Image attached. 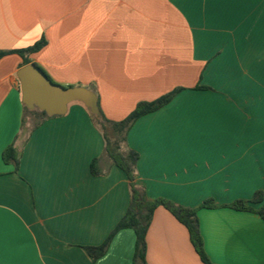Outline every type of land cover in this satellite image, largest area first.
<instances>
[{
  "label": "crops",
  "instance_id": "1",
  "mask_svg": "<svg viewBox=\"0 0 264 264\" xmlns=\"http://www.w3.org/2000/svg\"><path fill=\"white\" fill-rule=\"evenodd\" d=\"M42 38L31 63L54 83L95 92L110 121L180 89L127 133L149 198L199 208L264 193V0H0V50ZM23 66L18 54L0 60V264H133L132 229L96 261L85 249L126 214V174L107 160L92 174L105 140L82 102L25 140ZM11 144L21 151L18 171L3 161ZM197 215L213 264H264L258 214L217 207ZM147 263L205 264L163 207L147 233Z\"/></svg>",
  "mask_w": 264,
  "mask_h": 264
},
{
  "label": "trees",
  "instance_id": "2",
  "mask_svg": "<svg viewBox=\"0 0 264 264\" xmlns=\"http://www.w3.org/2000/svg\"><path fill=\"white\" fill-rule=\"evenodd\" d=\"M46 45V40L42 38L34 45L20 50L3 51L0 50V60L8 54H18L23 59V65L31 63L29 56L40 51ZM204 88V87H199ZM180 89L166 94L153 101L140 102L135 110L124 120L113 122L108 120L103 114L96 116L87 108L93 120L103 133L105 140V149L100 158L93 160L91 164L92 174L99 176L103 174L100 170V163L107 160L110 165H115L122 169L129 180L131 200L129 208L123 218L117 223L107 239L99 246H86L88 254L94 261L103 257L115 237L123 229H132L136 235L135 252L133 264L147 263V233L151 225L154 213L159 207L168 210L175 218L181 222L188 230L190 240L205 264H213L204 249V241L200 230L198 219L199 208H217L228 207L238 211H247L258 214L264 220V193L259 191L255 193L251 200H237L230 204L218 205L213 199L205 200L199 208H190L176 204L165 198L151 199L143 186L136 182L137 166L139 154L127 147V133L132 124L140 117L154 112L168 104ZM25 117L23 119V130L28 140L30 134L42 125V123L51 117L46 112L39 109L30 110L24 105ZM3 161L6 164L14 166L18 171L21 164V151L11 144L3 152ZM262 203L259 207L255 205Z\"/></svg>",
  "mask_w": 264,
  "mask_h": 264
},
{
  "label": "water",
  "instance_id": "3",
  "mask_svg": "<svg viewBox=\"0 0 264 264\" xmlns=\"http://www.w3.org/2000/svg\"><path fill=\"white\" fill-rule=\"evenodd\" d=\"M23 104L30 110L39 109L49 116L64 115L73 102H82L92 114L101 116L97 94L85 87H65L54 83L35 63L18 71Z\"/></svg>",
  "mask_w": 264,
  "mask_h": 264
}]
</instances>
